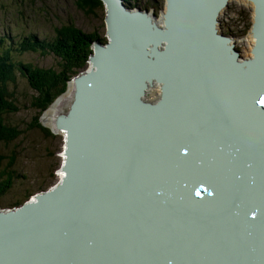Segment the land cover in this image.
<instances>
[{"label":"water","instance_id":"obj_1","mask_svg":"<svg viewBox=\"0 0 264 264\" xmlns=\"http://www.w3.org/2000/svg\"><path fill=\"white\" fill-rule=\"evenodd\" d=\"M101 1L107 6L108 34L113 36L118 33L121 27L117 10L120 1ZM254 1L258 2L255 5L260 16L256 15L252 29L255 30L256 45L259 46V43L264 40V1ZM190 2H194L197 9L198 13H194L200 19L197 23L209 33V39L206 42L196 40L189 28L182 24L180 18L176 17V15L180 16L185 13V6ZM226 2L227 0H222L213 10L211 17L208 18V0H166L167 9L164 14L163 29L156 27L145 14L139 15L134 13L135 11H127L126 8L122 10L121 13L128 19L123 26V31L129 34V41H133L136 46L143 48V58L141 59L139 55L132 57L133 62L129 63H133L136 69L129 67V63H115L109 52L111 50L109 45L103 46L97 43L94 44L93 54L89 58L94 70L85 71L69 82L73 83L75 87L74 97L66 116L58 118L56 122L59 129L65 130V162L62 170L65 173L66 190H95L96 193L101 192V190H124L122 194H116L112 191L115 199H109L102 192L101 195L112 204L111 208L118 210L128 218L129 213L137 211L135 214L145 223L154 219L148 214L149 208L141 203H130L129 197L134 199L147 192L152 203L169 213L170 216L168 217L164 213L161 214V219L172 222L170 207L176 208L177 205L181 207V204L170 199V203L165 208L162 206L160 198L154 199L152 190H174L183 194H185L183 190H202L203 192H210V203L202 199L197 201L194 205L199 210L202 207L219 215L222 221L235 231V234L250 242V245L257 244L254 234L259 233L260 236L264 237V209L260 205L248 204L243 209L241 221H236L230 214L226 213L225 210H220L219 206L216 205L224 198L232 202L240 201L241 195L238 190H264V172L260 175V170L264 169V145H251L236 137L253 139L254 135L250 131L257 130L258 122L264 126V114L256 110L255 107L240 102L232 105L230 109H226L210 98L200 103L203 107L200 111L208 113L210 116L213 115L217 125L227 130L225 139L228 143L246 148L242 152L245 156L243 160L235 163L230 162V164L224 163L226 178L225 183H223L209 176L205 171L192 166V162L193 165L201 166L212 161L207 159L204 145L196 146L187 140L190 131L183 124V119L175 118V125L169 117L165 120L167 128L176 129L174 133H170L168 129L164 130L162 123L157 126L156 121L150 122L149 113L155 112L162 106L170 107L174 100L162 98L153 106H146L139 99V95L133 96L134 99L129 100V96L132 95L131 86H129V95L125 97L120 96L121 94L114 87L117 81L131 78V83L140 84L141 87L138 90L143 91L146 86V83L143 82L144 79L147 82L154 79L162 83L164 97L171 85V81L165 76L170 77V73L159 71L158 64L153 60V58L161 59L162 57L161 54L155 52L159 49L162 41H167L166 48H171V53L167 52L163 55L165 59L173 57L179 63V68L182 64L186 68L187 66L190 67L191 63L198 67L201 80L192 86L197 95L206 96L201 92V87L207 86L213 89L210 83L205 82L204 74L205 66L212 60L211 49L215 52L218 47L225 51V53L223 52L224 59L233 70L232 77L240 78V75L246 74L250 75L251 79L264 81V56L260 54L255 59L238 61V53L233 51L232 46L229 45V37L219 32V29H215L217 23L215 16L219 12V8L226 6ZM126 26H129V31L124 29ZM129 41L122 43H129ZM148 44L153 45L151 52L146 48ZM194 45L200 47L197 53H193L190 57L188 55L181 56V47L190 52ZM256 50L255 48L253 52L256 53L255 56L258 53L255 52ZM138 52L140 54L139 48ZM141 61L150 64V70L143 74L146 75L144 78L138 76V70L145 67V63ZM245 70H249V72ZM177 74L187 75L186 79H191L192 75L190 71L184 69L178 70ZM215 76L217 80L220 79L219 63ZM217 83L219 84L218 81ZM185 85V83L182 85L176 76L172 87L179 95L182 88L186 90L191 88V85ZM239 91L244 93L245 89L240 85ZM220 116L222 121H219ZM129 123L133 128H136L131 133L129 132ZM147 124H151V129L138 133L139 126L145 127ZM239 129L244 132L241 134ZM110 137L114 139H110ZM129 137H131L133 147L137 148V156L134 158L129 157ZM159 138H164V143L167 146L165 150L155 149L154 145ZM81 144L86 147L87 151L81 152L79 150L77 153L78 148L76 147ZM113 155H117L118 160L116 162L110 161V157ZM166 163L174 164L176 168L169 169L166 167ZM187 166H192L189 174L183 170ZM185 195L199 198L197 193ZM140 206L144 210L140 209ZM233 214L235 215L237 212L233 211ZM58 215V211L53 215L52 224L56 227L57 222L61 228L62 224L59 223L60 216ZM157 215L160 218V215ZM201 215L205 218L202 212ZM7 217L10 223L11 221L14 222L12 213H7L5 218ZM3 220L0 219V222L4 224ZM237 222H242L244 225ZM119 230L125 233L120 235ZM150 230L156 234L157 238L166 237V233L170 231L162 227H151ZM181 235L183 239L189 238L183 230ZM49 237L54 241L52 248L55 249L59 245L61 249L64 242L62 234L51 233ZM15 245H17L16 242L0 234V264H32L29 258L26 261L25 258L16 259L13 257L12 247ZM180 247L176 251L174 244L169 242L160 241V243L147 244L144 246L143 253L136 258L137 264H142L141 261L144 258H146V264H161L163 261L165 264H195V254L192 249L185 245ZM80 248L74 250L73 253L80 255ZM107 248L108 250H103L106 255L105 259L108 258L105 264H129V229L117 227L115 231L111 232ZM170 249L174 251L168 255H163ZM260 256L263 257L261 264H264V252L260 251ZM55 259L63 262L61 255L55 256ZM208 263L223 264L221 260L213 256L208 258Z\"/></svg>","mask_w":264,"mask_h":264},{"label":"bare ground","instance_id":"obj_2","mask_svg":"<svg viewBox=\"0 0 264 264\" xmlns=\"http://www.w3.org/2000/svg\"><path fill=\"white\" fill-rule=\"evenodd\" d=\"M116 1L119 2V0ZM208 1L207 16L209 18L213 10L217 8L222 0ZM229 1H237L246 6L248 10L243 11L244 13L246 11L251 12L252 23H255L256 15L260 16V12L257 11L254 0H227V2ZM120 6L121 5H118L117 7L119 22L121 23L118 33L110 36L108 34V29L106 31L109 37L108 45L111 49L109 52L114 58L115 63H129L133 62L132 57H138V55L142 59L144 50L136 46L133 41H129V34L123 31V26L127 23L128 19L121 13L123 9ZM105 7L107 11V6ZM224 8H219V12L215 16L217 22L215 24V29H219L217 19ZM166 9L167 4H165V9L161 13L159 19L153 18L152 15L141 12L140 10L134 13H138L139 15L145 14L156 27L163 29ZM127 11L133 12L134 10L127 9ZM194 13H198L197 9L194 6V2H190L185 6V13H182L180 16L176 15V17L180 18L182 24L189 28L196 40L206 42L209 39V33L197 23L200 19ZM105 22L108 27L106 18ZM124 29L129 31V26L124 27ZM229 39V45L232 46V50L235 51V44L232 42L234 40L231 38ZM126 41H129V43H122ZM246 42L248 48L246 46L245 49L247 50L245 53L243 52L245 54L244 57H239L238 55L237 58L240 62L254 58L253 52L257 43L254 29L249 31ZM97 43L100 42H96L95 44ZM152 46V44L146 45L149 52L153 50ZM166 46L167 41H162L159 45V49L155 51L161 54V59L153 58L154 62L158 64L157 67L159 71L170 73V77L165 76L169 78L171 85L164 97L162 94V83L154 79H152L151 82H147V80L144 79L143 82L146 83V86L143 91L138 90V88L141 87L140 84L131 83V78L117 81L114 86L115 90L121 94L120 96L125 97L129 95V86H131L132 95L129 96V100H133V96L139 95V99L144 102L146 106H153V104H156L162 98L174 100L170 107L166 108V106H162L155 112L149 113L150 122L156 121L157 126L162 123V128L164 130L168 129L170 133H174L176 129L173 127L167 128L165 120L169 117L173 125H175V118L178 120L183 119V124H185L190 131L187 135V140L196 146L204 145L203 147L206 148L207 152V159L212 161L201 166L193 165L192 162V166L201 171H205L217 181L225 183L226 173L224 163L228 162L230 164V162L235 163L243 160L245 156L242 152L245 151L246 148L228 143L225 139L227 130L217 125L216 118L213 115L210 116V114L200 111V109L203 108L200 103L210 98L212 101L223 105L226 109H230L232 105L240 102L251 105L264 114V104L260 103L261 100H264V81L251 79L249 77L250 75L246 74L240 75V78L232 77L233 70L230 64L225 62L224 59L225 51H222L224 50L223 48L221 49V47H218L215 49V52L211 49L213 53L212 60L205 66L204 74L205 82L210 83L213 89L207 86L201 87V92L206 96L197 95L192 86L195 83H199L201 80V73L198 67L191 63L190 67L187 66L186 68L182 64L179 68V63L175 61L173 57L165 59L163 55L167 52H171V48H166ZM137 47L140 50V54ZM199 48L198 45H194L192 50L188 52L181 47L182 51L180 54L182 57L185 55L190 57L193 53H197ZM259 48L261 52L264 51L263 42L259 43ZM141 62L145 63V67L138 70V76L144 78L146 75L143 74L145 71L150 70V64L143 61ZM218 63L220 68V79L217 80L215 72ZM129 67L135 68L133 63H129ZM90 69L94 70V67H89L88 71ZM183 69L192 73L191 79H186L187 75L177 74L178 70ZM176 76L182 85H184V83L186 84L185 86L191 85V88L188 90L182 88L179 91V95L176 94L172 87ZM240 85L245 89L244 93L239 91ZM73 91H75L74 85H72L68 92L66 94L64 93L63 97H60L59 100L57 99L49 110L45 112L43 123L46 127L53 130V126L57 122L55 119L62 111L59 105H62L63 101L69 97ZM234 115L236 114L234 113ZM222 120L220 116L219 121ZM257 124V130L250 131L254 135L253 139L235 136L251 145H264V126L260 125L259 122ZM134 129L136 128H133L129 123V132L131 133ZM146 129L150 130L151 124H147L145 127L139 126L137 131L138 133H142L143 130ZM178 132L180 133L179 130ZM239 132L242 134L244 131L239 129ZM110 139L114 138L110 137ZM154 147L155 149L158 148L157 150H165L167 146L164 143V138H159ZM76 148H78L76 150L77 153L79 150L81 152L87 151L86 147L82 144L77 145ZM136 149L137 148L133 147L131 137H129L130 158L137 156ZM117 160V155L110 157L111 162H116ZM192 166L184 167L183 170L189 174ZM166 167L169 169L176 168V166L171 163H166ZM263 172L264 169H261L260 175H262ZM59 176L61 180L55 188L52 187L46 192L35 193L34 196L28 198L21 206L6 209L0 208V219H4V224L0 222V234L5 235L17 243V245L12 247V255L16 259L25 258L27 261V258H29L32 264H105L108 258L105 259L106 255L103 253V250H108L110 233L115 231L117 227H121L129 229V264H137L136 258L143 253L145 245L160 243V241L173 243L176 251L181 248V245L190 247L195 254V264H209L208 258L210 256L221 260L223 264H261L263 261V257L260 256V251L264 252V237L260 236L259 233L254 234V239L257 244L250 245V242L235 234V231L223 222L219 215L213 214L211 211L201 207L200 210L205 218L202 217L200 210L194 204H196L197 201H201V199L210 203V192H203L202 190H183L185 194L190 193L194 195L197 193L199 198H193L174 190H152L154 199L160 198L161 204L165 208H167L170 203V199L181 204V207L179 205H177L176 208L170 207L172 222L161 219V214L164 213L168 217L170 216L169 213L152 203L147 192L143 195H138L134 199L129 197L130 203H141L149 208L148 214L154 219L145 223L143 219H139L138 215L135 214L137 211H135V213H129L128 218L118 210L111 208L112 204L101 195L102 192L109 199H115L112 191L116 194H122L124 190H101V192L97 193L95 190H66L64 172L60 173ZM238 191L241 195L240 201L232 202L224 198L222 201L216 203V205L219 206L218 208L220 210H225V212L230 214L236 221L242 220L243 209L248 204H258L264 209V190ZM140 209L144 210L142 206H140ZM57 211L59 212L58 216H60L59 223L62 224L61 228H59L57 222L56 227L52 224V217ZM233 211H236L237 214L234 215ZM7 213L13 214L12 219L14 222L11 221L10 223L8 217L5 218ZM157 214L160 215V218H158ZM237 223L244 225L242 222ZM151 227L167 228L170 231L166 233V237L157 238L156 234L150 230ZM182 230L189 236L188 239H183L181 235ZM51 233L58 235L62 234L64 242L61 249L59 245L55 249L52 248L54 241L49 237ZM118 233L123 235L125 232L119 230ZM79 247H81L79 250L80 255L73 253V251ZM173 251V249L167 250L163 255H168ZM57 255H61L63 262L55 259ZM112 262L114 261L112 260ZM141 263L146 264V258H144ZM161 264H165V262L163 261Z\"/></svg>","mask_w":264,"mask_h":264},{"label":"rangeland","instance_id":"obj_3","mask_svg":"<svg viewBox=\"0 0 264 264\" xmlns=\"http://www.w3.org/2000/svg\"><path fill=\"white\" fill-rule=\"evenodd\" d=\"M92 1L97 7L88 11L80 7L78 0H0V36H4L11 47V61L39 68H57L58 59L53 54L44 53L40 45L44 40H55L58 30L64 26H73L85 35L97 37L91 44L92 49L96 42L108 44L106 7L103 3ZM120 3L122 9L140 10L159 19L165 9L166 0H121ZM243 10L248 8L237 1H229L217 19L219 32L235 41L232 42L239 57L245 55L247 36L254 25L251 12L244 13ZM26 38H34L37 41V51L19 54L20 44ZM262 42L264 43V40ZM255 48L258 53L256 56V53H253V59L260 54L264 56V51L261 52L258 45ZM89 67H92L90 62L79 73H85ZM72 85L73 83L67 85L65 92L60 95L61 98ZM9 90L18 111L5 116L4 120L5 123L18 128L21 134L11 143H0V155L5 157L0 163V188L4 180L12 182L9 184L11 189L7 190L6 196L0 200V208L4 209L22 205L28 200L26 197L46 192L58 184L61 180L59 175L63 173L66 148L63 132L65 130L60 129V132L54 124L53 131L43 123L44 114L51 106L39 118L41 126L50 131L48 135L44 130L31 126L37 114L32 106L36 95L27 82L17 76L15 84L10 85ZM74 93L75 91L59 105L62 111L55 121L66 116Z\"/></svg>","mask_w":264,"mask_h":264},{"label":"trees","instance_id":"obj_4","mask_svg":"<svg viewBox=\"0 0 264 264\" xmlns=\"http://www.w3.org/2000/svg\"><path fill=\"white\" fill-rule=\"evenodd\" d=\"M78 1L84 10L89 11L97 7L92 0ZM96 1L102 3L101 0ZM97 39V37L83 34L73 26H64L59 29L55 40H44L40 45L44 53L53 54L58 59L57 68H39L23 62L11 61V48L4 47V42L0 39V48L4 56L0 55V143H11L21 134L18 128L5 123L4 120L5 116L18 111L9 90L10 85L15 84L17 76L22 77L36 95L32 100V106L37 114L31 126L44 130L50 135V131L41 126L39 118L65 92L68 83L86 68L93 54L91 44ZM36 43L34 38L24 39L20 44L19 54L36 52ZM4 158L0 155V163ZM2 182L4 184L0 188V200L6 196L7 190L11 189L9 184L12 183L6 180Z\"/></svg>","mask_w":264,"mask_h":264},{"label":"snow or ice","instance_id":"obj_5","mask_svg":"<svg viewBox=\"0 0 264 264\" xmlns=\"http://www.w3.org/2000/svg\"><path fill=\"white\" fill-rule=\"evenodd\" d=\"M260 103H261V104H264V100H261Z\"/></svg>","mask_w":264,"mask_h":264}]
</instances>
